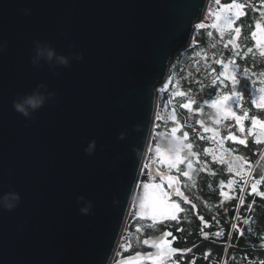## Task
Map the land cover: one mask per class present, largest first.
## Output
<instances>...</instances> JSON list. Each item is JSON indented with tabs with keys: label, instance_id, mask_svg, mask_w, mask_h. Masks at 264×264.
Returning a JSON list of instances; mask_svg holds the SVG:
<instances>
[{
	"label": "water",
	"instance_id": "95a60500",
	"mask_svg": "<svg viewBox=\"0 0 264 264\" xmlns=\"http://www.w3.org/2000/svg\"><path fill=\"white\" fill-rule=\"evenodd\" d=\"M210 2L0 0V197H20L12 210L0 206V264H121L155 253L151 242L171 231L115 258L141 175L159 179L156 160L144 167L158 87ZM38 46L69 65L38 58ZM33 94L44 103L25 117L14 102ZM159 170L176 177L164 183L169 199L197 213L180 176Z\"/></svg>",
	"mask_w": 264,
	"mask_h": 264
},
{
	"label": "trees",
	"instance_id": "16d2710c",
	"mask_svg": "<svg viewBox=\"0 0 264 264\" xmlns=\"http://www.w3.org/2000/svg\"><path fill=\"white\" fill-rule=\"evenodd\" d=\"M215 1L211 0V2ZM231 2L233 0H220L222 4ZM236 2L243 5L241 11L244 12V15L233 24V28H241L238 37L234 31H226L221 36L209 25H205L204 29L196 28L191 45L173 63L166 80L167 88L159 93L157 119L152 138L153 142H158L164 136H171V127L179 124L178 135L182 137L185 131L189 133V139L184 142L191 143L193 151L199 157H187L191 160L193 168L201 160L203 161L202 167L205 168L195 172L193 189L199 196L195 195L194 200L199 205L200 198L209 204H215L211 208L216 212L208 213V215L215 226L213 227L215 232L224 229L225 236L217 240L212 233V241L206 248L208 254L206 250L201 251L202 257L196 264H264V197L257 196L251 187L256 180H260L261 183L257 185V189L259 192H264V139L262 138V143L257 144L255 136L247 131L252 115L264 119V109H256L250 104L251 98L258 94L256 89L264 87V75H262L264 74V49L258 47L251 36L257 22L264 26V0H236ZM209 32L212 35H209ZM232 38H235V45L228 44L229 39ZM225 45L228 46L225 47ZM248 49L252 51L249 52ZM215 59L225 62L234 61L231 67L236 69L237 78L240 81L236 87L244 97L240 112L248 111L250 114L249 120L245 121L244 133L239 132L234 121L224 120L216 109L201 105L202 99L209 93L214 98L218 94V88L219 92L224 93L231 88V82L224 78L217 81L218 88L217 86L207 87L215 75L210 74V69L217 67L214 64ZM253 80L257 81L255 85ZM197 81L200 83L198 84ZM180 91L184 92V96H175V93ZM192 99L197 101L192 109L181 108L183 103ZM173 114L177 118L175 124L170 123ZM205 128L214 129L219 132V135L213 140L212 133L205 132ZM229 134L237 135L238 139H245L246 144L240 145L228 141ZM216 143L221 148L241 156L246 163V168H254L250 177L247 173L241 180L234 181L235 197L230 203V208L216 206V202H220L222 198L219 185L229 183L232 176L236 177L229 171L226 163L220 160L222 158L216 159L209 155L208 151L215 147ZM187 155L191 154L187 153ZM236 219L241 221L237 222ZM233 220L237 222L239 229H232ZM244 220L248 223L245 224ZM148 230L151 229L148 227ZM242 232L243 235H241ZM190 260L191 257L182 264H190Z\"/></svg>",
	"mask_w": 264,
	"mask_h": 264
},
{
	"label": "snow or ice",
	"instance_id": "6c2138e0",
	"mask_svg": "<svg viewBox=\"0 0 264 264\" xmlns=\"http://www.w3.org/2000/svg\"><path fill=\"white\" fill-rule=\"evenodd\" d=\"M216 3L220 5V7L213 13L214 21L210 27L217 30L221 36H223L226 31H234L236 37H238L241 33V28H233V24L236 20L244 15V12L241 11L243 5L241 3H237L236 0H233V2L228 4H221L220 0H216ZM205 27L206 26L203 23L196 25V28L199 29H204ZM208 34L212 35L211 32ZM251 36L256 45L261 49H264V26H262L261 23L257 22L255 24V31L251 33ZM235 42V38H232L229 39L228 44L235 45ZM227 46L228 45H225V47ZM248 51L251 52L252 49H248ZM214 64L217 67H212L210 69V74L215 75L207 87L211 88L213 86H217L218 88L217 81L220 80V78H224V80L231 82V88L226 93L219 92L218 88V94H216L214 98H212L211 93H209L206 98L202 99L201 105L216 109L224 120L230 119L231 121H234L235 125L239 129V132L244 133L246 131L245 121L249 120L250 114L248 111H243L242 113L240 112V107L244 97L236 87L240 81L237 78L236 69L231 67L234 64V61L227 60L225 62L220 59H215ZM252 82L254 85L257 83L255 80ZM197 83L199 84L200 81H197ZM256 92L258 94L254 98H251L250 104L255 106L256 109H264V87L257 88ZM175 96H184V92H176ZM194 104H197V101L192 99L187 103H183L181 108L192 109ZM176 119L177 118L175 114H173L170 118V123L175 124ZM179 130V124H176V126H173L170 129V135L176 145L174 150H165L160 146H157L155 149L156 156L158 158V164L165 166L169 171L176 169L179 165L184 164L187 153H190L192 156H196V152L193 151V145L191 143L184 142L189 139V133L185 131L181 137L178 135ZM204 131L211 132V138L213 140H215L216 136L219 135V132L215 131L214 129L205 128ZM247 131L249 134L255 136V142L257 144L262 143V138H264V119H260L257 116L252 115L250 117V127L247 129ZM227 140L240 145L246 144L245 139H238L237 135L234 134H229L227 136ZM144 167L147 169L148 165L145 164ZM188 168H192L191 163H188ZM188 175V171L183 172V176L187 177ZM156 176L159 178V183L153 181L152 183L143 184L144 194L139 205L140 216L153 221H176L177 213L183 211V209L181 208L180 204L174 201L170 202L169 193L164 191L163 188V184L165 182L169 188H173L176 183V177L170 174H165L163 171L159 170V168L157 169ZM260 183V180H256V182L251 185L252 191L256 192L257 196L264 197V192L257 191V185ZM175 193L177 196L183 195V193H181L178 188L175 189ZM220 195L226 197L228 194L222 191L220 192ZM185 200H187V197H185ZM244 223L247 224L248 221L244 220ZM232 227L236 228L237 225L233 224ZM171 235V232H164L163 237L159 241L151 242V247L156 250L154 254L148 256H142L140 253L129 255L126 259L121 261V264H143L145 260L150 261L151 264H170L173 254L180 251L175 247H172L171 242L166 239V237ZM216 235L218 236L219 233H216ZM241 235H243V232ZM144 243L148 245L150 242L145 240ZM183 251L190 252L191 249H185Z\"/></svg>",
	"mask_w": 264,
	"mask_h": 264
},
{
	"label": "rangeland",
	"instance_id": "374dc122",
	"mask_svg": "<svg viewBox=\"0 0 264 264\" xmlns=\"http://www.w3.org/2000/svg\"><path fill=\"white\" fill-rule=\"evenodd\" d=\"M222 4V3H221ZM220 7V5H218L215 2H210L209 7L206 11V14L204 16V18L201 20V22L205 23V25H211L214 21V16L213 13ZM166 82L163 83L162 85H160L158 87V93H160L163 90H166ZM264 139V138H263ZM160 146L162 149L165 150H169L172 151L175 149V143L172 139L171 136H164L162 138V140H159L158 142H153L150 145L149 148V152H148V156H147V162L146 164L150 163L153 160H156L158 163V158L156 156V147ZM209 155L216 158V159H220L221 161L225 162L229 171H231L232 173L235 174V177L232 176V178L230 179L229 183H221L219 185V190L220 192H226L228 195L225 196H221L222 198H220V202H216L217 205L221 208H230V203L232 202V200H234L235 197V180L236 179H242L244 178V176L248 173V177H250L252 175V171L254 168L249 169L246 168L245 166V162L244 160L241 158V156L231 153L230 151H227L223 148H221L218 143L215 144V147L211 148L209 151ZM183 155V154H182ZM187 157H191L193 158L192 155L188 156L186 154V159H185V163L182 165H179L176 169H173L172 171L176 174H178L180 176V178L183 180V185L184 188L187 192L188 195H190V197L192 199H195V191L193 189V186H195L194 184V180L195 178V172L199 169L202 170V168H205L204 166L202 167L203 161L201 160L197 166H194L193 168V164L191 162V160ZM197 158H199L198 156H195ZM220 157V158H218ZM188 163L192 164V168L189 169L188 168ZM158 167L162 170L167 169L165 166L163 165H159ZM184 171H188L189 175L187 177L183 176V172ZM241 177V178H239ZM153 182V181H152ZM149 180V176L146 170H144L143 174L141 175L140 179H139V183L137 185V189L135 192V196H134V200H133V204L131 206L130 209V213H129V217H128V221H127V225H126V229L123 233V236L120 240L118 249H117V253H116V258H119L118 256H121L124 254V252L128 251L130 248H132L138 241H140V239L142 238L143 233L148 231V227L150 229L152 228H156L159 224V227L164 226V225H168V223L166 222H170V220H157V221H153L151 219L148 218H144L140 216V202L143 199V194H144V189H143V184L144 183H152ZM155 182L159 183V179L156 180ZM163 188L164 191L168 192L165 185L163 184ZM257 191L259 192V190L257 189ZM199 196V195H196ZM170 202H173L174 200L169 199ZM201 201L200 207L202 208V210L207 213H211L214 214L216 211L213 210L211 207L215 206L214 203H208L207 201L203 200V199H199ZM176 203H178L177 201H174ZM181 208H184V206L182 204H180ZM207 211V212H206ZM179 213V212H178ZM207 216V215H206ZM210 217V216H209ZM208 217V219H209ZM237 222H240L241 219H236ZM237 222H235V220H233L232 225L235 224L237 225L236 228H238V224ZM149 225V226H147ZM231 226V225H230ZM158 227V228H159ZM157 228V229H158ZM235 228V229H236ZM234 229V228H232ZM239 229V228H238ZM156 230V229H155ZM152 231V230H151ZM154 231V230H153ZM216 233H219V235L217 236ZM225 230H218L216 232H214L215 234V239H221L225 236ZM223 236V237H222Z\"/></svg>",
	"mask_w": 264,
	"mask_h": 264
},
{
	"label": "flooded vegetation",
	"instance_id": "af4514ba",
	"mask_svg": "<svg viewBox=\"0 0 264 264\" xmlns=\"http://www.w3.org/2000/svg\"><path fill=\"white\" fill-rule=\"evenodd\" d=\"M182 187L185 193L187 194L184 188V185H183V180H182ZM188 196L192 201H194L197 204L198 206L197 213L194 212V208L191 205H187L183 203L180 199L174 197L172 198V200L177 201L178 204H182L184 206V208H182L183 211L177 213V220L166 222L168 223V225H164L161 227H159L160 225L159 224L156 228H152L151 229L152 231L148 230L142 235V238H143L145 236H156L165 230H169L172 232L171 246L175 247L176 249L180 251H178L177 253L173 255L170 261V264H182V262L186 261L189 257H191L190 264H196L198 259L202 257L201 251L206 250L208 243L212 241V233L215 232L214 230L215 226L213 222H211V219L208 215L209 212L206 211L207 213H205L200 207V205L194 199H192L190 195ZM199 216H203L204 219L207 222H209V224L204 225L203 222L199 220ZM141 239L132 248H130L128 251L124 252L123 255L118 256V257L127 256L129 254H132L138 251L146 252V251L151 250L150 248L145 247L141 244ZM185 249H191V251L185 252L183 251ZM206 253L208 254V249L206 250ZM203 258L206 259V257H203Z\"/></svg>",
	"mask_w": 264,
	"mask_h": 264
},
{
	"label": "clouds",
	"instance_id": "9594fccd",
	"mask_svg": "<svg viewBox=\"0 0 264 264\" xmlns=\"http://www.w3.org/2000/svg\"><path fill=\"white\" fill-rule=\"evenodd\" d=\"M29 10H26V14ZM37 57L40 59H46L47 61L55 60L58 65L68 66L70 61L69 58L63 55H57L53 49L47 46H38L37 48ZM78 58H82L79 56ZM33 64H36V61H33ZM45 97L40 94H33L24 97L22 100L14 102L15 109L23 114L25 117H29L31 113L38 110L44 103ZM94 148V142L90 144L89 148L86 150L89 153ZM19 195L16 193H6L0 197V206L6 210L14 209L19 203ZM178 260V259H176Z\"/></svg>",
	"mask_w": 264,
	"mask_h": 264
}]
</instances>
